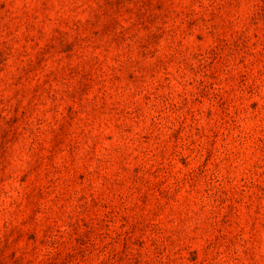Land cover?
I'll return each mask as SVG.
<instances>
[{
  "label": "rangeland",
  "instance_id": "obj_1",
  "mask_svg": "<svg viewBox=\"0 0 264 264\" xmlns=\"http://www.w3.org/2000/svg\"><path fill=\"white\" fill-rule=\"evenodd\" d=\"M0 264H264V0H0Z\"/></svg>",
  "mask_w": 264,
  "mask_h": 264
}]
</instances>
